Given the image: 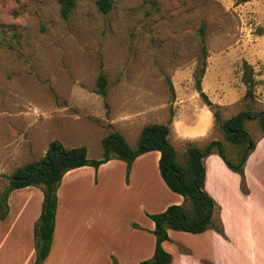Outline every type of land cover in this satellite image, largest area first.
<instances>
[{"label": "rangeland", "instance_id": "1", "mask_svg": "<svg viewBox=\"0 0 264 264\" xmlns=\"http://www.w3.org/2000/svg\"><path fill=\"white\" fill-rule=\"evenodd\" d=\"M75 1L69 17L63 19L57 0H0V172L4 174L0 191L8 183L6 175L39 159L53 139L67 147L83 145L89 158H100L101 139L116 129L111 122L123 116V107L133 116L138 114V124L172 120L179 97H185L186 106L196 111L203 103L199 93L193 97L196 73L204 62L211 97L234 100L219 105L222 120L246 108L264 110V36L258 32L264 27V0H111L106 12L98 0ZM244 61L251 65L255 80L254 98L249 101L243 98ZM100 73L108 80L105 98L96 92ZM151 104L155 116L148 113ZM246 128L254 142L259 141L257 120L246 122ZM136 137L127 134L131 145ZM221 138L223 133L214 122L197 145ZM186 144L176 145L177 151L182 152ZM262 147L257 158L246 164L243 179L225 165L229 175L223 173L215 159L207 163L209 187L221 205L213 221L226 242L213 235L171 230L164 244L173 255L170 264H264V170H260L264 162L258 158ZM149 175L152 205L171 201L172 195L156 182L153 168ZM123 180L114 172L112 177L102 176L97 188L87 180L77 188L71 185L72 190L63 189L62 205L77 196L136 197L139 189L126 190ZM227 180L238 182L244 192L250 186L255 201L236 199L224 188ZM112 208L107 201L88 207L97 211L105 247L111 241L106 236L116 230V218L107 211ZM128 208L120 213L121 219L133 215ZM4 237L0 221V264H20L17 258L7 262L12 248ZM63 238V252L55 264L90 262L74 258L71 247L64 248L68 244ZM189 249L193 253H184ZM97 260L111 264L109 253Z\"/></svg>", "mask_w": 264, "mask_h": 264}, {"label": "crops", "instance_id": "2", "mask_svg": "<svg viewBox=\"0 0 264 264\" xmlns=\"http://www.w3.org/2000/svg\"><path fill=\"white\" fill-rule=\"evenodd\" d=\"M262 35L264 36V34ZM259 56L262 57L263 52H260ZM207 74L208 70H206L205 68L204 75L201 79V88L207 95V97L213 103L220 106H226L233 103L234 100H229L230 98H222L221 100H216L211 97L210 87L207 86ZM218 88H221L223 89V91H225V87L222 85H220V87ZM227 89L228 88H226V90ZM198 93L199 92L196 91L193 94V97H197ZM185 99V97H179V100H177V111H175L176 113L170 123V132L168 138L175 149L176 145L182 142L190 141L197 144V142L199 141H204L207 135L211 132L214 124V119L212 116L213 114L207 105L201 103L197 106V110L193 111L190 107L186 106V103H184ZM151 105L152 106H150L148 113H150V116H155V104ZM148 106L145 107L146 110ZM122 110L123 116H121L117 120H112L111 123L116 127V130L121 132L128 141L127 134L129 132H131L132 134L136 133L138 136L141 128L151 121H146L145 123L141 122L138 124V122H136L135 120L136 117H138V114L133 116L134 112H131L130 109H127L126 107H123ZM153 122L166 123V121L162 120ZM260 144L264 145V135H262L261 133L259 141L255 142L253 151H251V153L247 157L244 165V172L246 164L252 162L257 158L256 152L258 151V147L260 146ZM261 149L262 150L259 153L258 158L262 157L261 162L263 163L264 147H262ZM159 157L160 152L156 150L139 155L132 162L128 175L126 173V163L119 159H111L105 163L100 164L97 168L90 165H85L67 171L63 175L61 183L57 190V207L55 211V226L51 248L48 256L42 264H55V259H57V257L60 256L61 252H63L60 248V246L62 245L61 236L64 237V245L68 244L67 246H64V248L67 249L70 246L72 249V253H74V258H79V261L88 262V259H90V262L88 264H98V257H100L104 253L110 254L111 264H113L112 257H114L119 264H139L140 261L150 258L154 251L155 237L152 233L154 229V222L149 217V214L164 211L169 205L180 204L183 202V197L173 191L172 192L175 194L169 192L171 190L163 181L158 169ZM213 159H215L216 165L219 166L223 173L228 174V172L225 171V168L223 167L225 163L219 155L213 153L204 159V189L214 199L216 204L213 213L214 220L215 214L218 213L217 211L219 210V207H221V205L219 206V204L215 200V191H212V188L209 187V179H207L208 176L205 167L207 163H209ZM152 168L156 173V182L165 192H167L170 196L172 195V200L166 202L164 205H152L150 185L151 181L149 175ZM226 168L229 169L227 166ZM260 170H264V165L260 166ZM114 172H118L121 178L124 179V184H122L126 190L132 189L135 186L139 189L138 192H135L136 197L131 199L115 198L105 200L103 198L87 199L77 196L73 197L72 199L63 201L62 205L61 194L63 193V189H69L75 184L77 188L78 184H81L83 182L86 183L85 180H87L89 186L97 188L102 176L105 178L107 176L112 177ZM86 173L88 174V178H86L85 176ZM210 178L217 182L216 178ZM227 185L228 186L224 188L231 193H235L236 199L250 198L249 201H255L253 199V190L249 188L250 186L247 188L246 192H244L239 188L240 186H238V182L236 184L227 180ZM72 189L73 187L71 188V190ZM42 199V191L35 186L15 189L9 194L7 199L8 213L4 219H0L5 229L4 238L7 240V244L9 245V247L12 248V254L6 257L8 263L11 262V258H17L20 264H31V262L35 258L33 226L40 214ZM100 201L101 204L104 201L113 204L114 208L108 209L107 211L109 214L116 218L117 223L115 225V233H109L108 236H106L111 240L106 247L103 234L104 228L102 227V223H100L96 217L97 211L96 209L93 211L88 209V207L90 206H96L100 203ZM128 206H130V210L133 211V215H130L128 218L121 219L120 213L128 211ZM110 223L111 219L108 221V225ZM133 224H136L138 227H135ZM123 227H126V230H123ZM121 230H123L125 234L122 235L120 233ZM171 230L173 229L168 230V234ZM196 234H207L206 237L209 238H211L210 236L213 235L226 242V240L222 238L214 228H209L204 232ZM166 242L167 240L162 243L163 248ZM184 253H193V251L190 250Z\"/></svg>", "mask_w": 264, "mask_h": 264}, {"label": "trees", "instance_id": "3", "mask_svg": "<svg viewBox=\"0 0 264 264\" xmlns=\"http://www.w3.org/2000/svg\"><path fill=\"white\" fill-rule=\"evenodd\" d=\"M59 14L67 19L75 7V0H57ZM99 8L106 12L111 0H98ZM264 34V27L259 28ZM242 81L246 87L243 98L246 101L254 98L255 80L250 64L243 62ZM206 68L205 62L198 70L195 83L203 103L211 110L214 122L223 133V138L214 139L200 147L195 142H187L185 149L179 152L170 142L169 119L166 123L150 122L145 124L131 145L121 132L111 129L101 139L102 155L100 158H89L85 146L67 147L58 139L49 142L45 153L37 160L17 166L6 175L8 183L0 191V219L8 213V196L15 190L28 186L38 187L43 194L41 211L33 226L35 249L34 264H42L50 252L55 226L57 207V190L63 175L74 168L90 165L97 168L111 159H119L126 163L128 175L132 162L139 155L149 151H159V173L168 188L181 195L183 202L169 205L164 211L149 214L154 222V251L150 258L139 264H170L172 255L166 251L162 243L169 240L168 230L201 233L209 228L223 233L220 226L213 221L215 201L204 189V159L215 153L221 157L225 165L244 178V165L253 151L255 142L249 135L246 122L257 120L261 134L264 135V110L243 109L222 120L218 104L213 103L201 88V79ZM96 92L103 98L107 95V77L100 73L96 80ZM105 105L107 103L105 102ZM4 174L0 172V176ZM138 227L136 224H133ZM113 264H119L112 257Z\"/></svg>", "mask_w": 264, "mask_h": 264}]
</instances>
